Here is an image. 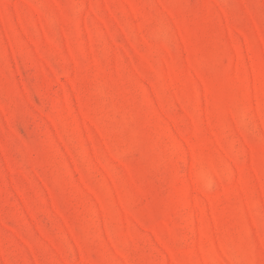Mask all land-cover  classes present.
<instances>
[{"label": "rangeland", "instance_id": "rangeland-1", "mask_svg": "<svg viewBox=\"0 0 264 264\" xmlns=\"http://www.w3.org/2000/svg\"><path fill=\"white\" fill-rule=\"evenodd\" d=\"M0 264H264V0H0Z\"/></svg>", "mask_w": 264, "mask_h": 264}]
</instances>
